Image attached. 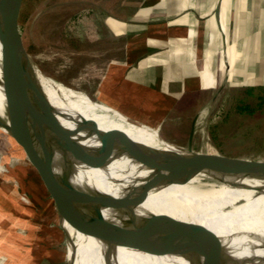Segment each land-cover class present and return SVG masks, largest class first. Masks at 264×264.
Masks as SVG:
<instances>
[{
	"label": "rangeland",
	"instance_id": "obj_1",
	"mask_svg": "<svg viewBox=\"0 0 264 264\" xmlns=\"http://www.w3.org/2000/svg\"><path fill=\"white\" fill-rule=\"evenodd\" d=\"M129 1L22 0L18 28L29 59L38 69H32V74L40 72L93 101L112 106L128 114L131 119L156 127L158 132L153 133V138L159 147L153 149L175 151V146L185 148L191 121L198 113L192 140L193 150L264 159V84L260 85V91L254 84L251 95L245 94L242 89L249 84H242V79L234 74L230 80H226L228 68L217 54L210 67L216 75V82L210 90L184 95L175 106L172 96L151 87L137 86L130 90L134 96L122 99L114 95V82L107 78V70L109 66L114 68L118 64L117 60L123 58L125 45L131 38L119 33L124 24L122 22L131 17L130 13L138 3ZM133 38L134 44L136 41L138 44L143 43L141 37ZM234 70L237 74L241 69ZM253 80L251 78L248 81ZM105 81L110 82L106 88ZM49 104L58 121L72 132L74 139L100 145L90 129L68 123L55 112V105ZM247 104L248 107L239 109ZM5 121L6 115L0 111V122ZM28 158L17 141L4 127H0V245L4 249L1 252L0 248V264H69L71 260L72 264H76L78 244L67 230L74 227L64 220L60 224L53 200ZM68 164L73 171L88 178L85 174L87 165L74 158ZM106 165L110 186L118 197L139 192L141 183L132 182L127 176L116 175L108 161ZM61 172L62 168L55 165L51 167L49 185L58 198L57 178ZM120 179L124 182L118 183ZM250 179L260 185L247 183L241 177H227L223 184L216 185L225 209L240 208L260 188H264V179ZM200 182L204 187L211 184L206 179H200ZM90 193V190H84L86 196ZM94 195L93 200L87 196L91 212L87 210L86 214L96 215L99 221L105 223L113 218L116 225H131L126 219L117 216L97 194ZM191 195H195V192L188 183H171L148 192L142 201L147 203V210L140 211L150 213V209L152 213L171 218L208 224L207 208L192 201ZM82 207L79 203L77 210L69 208L73 222L78 221L81 225L86 221L79 215ZM176 210L178 213L174 214ZM197 212L202 219L195 218ZM80 231L103 246V249L100 248L103 264H117L115 251L121 245L116 241L109 244L93 234V230L81 228Z\"/></svg>",
	"mask_w": 264,
	"mask_h": 264
},
{
	"label": "water",
	"instance_id": "obj_2",
	"mask_svg": "<svg viewBox=\"0 0 264 264\" xmlns=\"http://www.w3.org/2000/svg\"><path fill=\"white\" fill-rule=\"evenodd\" d=\"M21 2L0 0V70L4 85L2 111L6 115V121L0 122V127H4L28 155L32 167L53 200L60 224L64 220L74 228H82L81 223L71 219L69 200L66 197L58 198L52 191L49 185L51 167L54 164L64 165L66 171L71 172L73 168L66 164L64 157L68 153L87 166L99 168L107 163L113 150L120 146L150 172L143 180L139 192L133 195L117 197L95 191L110 207L133 220V230L126 232L123 245L154 253L155 235L163 231L174 242V246L159 253L194 255L193 264H229L228 255L218 239L204 226L163 214L137 216L134 211L150 189L166 184H186L195 178L198 186H202L200 179L208 180L210 185L223 184L227 177L264 179V159L193 150L196 115L190 124L186 147L174 145L175 151L144 146L115 130L100 134L98 150L83 148L73 139L72 132L58 121L41 86L33 77L31 70L38 69L29 59L18 28ZM174 227H177L179 233L170 231ZM64 232L68 240L65 229ZM192 235L195 236L197 246L195 241H189Z\"/></svg>",
	"mask_w": 264,
	"mask_h": 264
},
{
	"label": "bare ground",
	"instance_id": "obj_3",
	"mask_svg": "<svg viewBox=\"0 0 264 264\" xmlns=\"http://www.w3.org/2000/svg\"><path fill=\"white\" fill-rule=\"evenodd\" d=\"M2 77L0 70V111H2L4 95ZM33 77L41 86L43 93L47 96V100L55 105V112L60 117L65 119L68 123L78 124L83 127L86 126L93 132L98 141H100V134L102 132L115 130L125 133L131 139L144 146L150 148L159 147L153 138V133L157 131L156 127L148 126L149 124L143 121L131 119L128 114L116 110L112 106L90 100L86 96L77 93V91L69 89L65 85L45 77L40 72L35 71ZM127 83L129 82L127 81ZM67 115L72 117H68ZM74 140L83 148L91 151L98 150L100 146L91 142ZM168 146L173 147L172 145ZM61 156H63V154ZM64 157L67 161L66 164H68L69 161L71 162L73 158L68 153L64 154ZM108 162L117 173L116 175L127 176L132 182H139L142 184L143 180L150 174L149 170L145 169L142 164L136 161L120 146H117L113 150V154ZM54 165L55 167L62 168V172L58 173L57 178L60 198L66 197L69 200H67L69 202V205H67L73 210H77L79 203L83 205V207L79 209L81 210V213L79 212L81 218L86 219L85 224L81 225L82 228L87 231L93 230V234L109 242V244L116 241L118 245H121V247H117L118 249L115 251L117 264H193L192 260L194 259V255L174 254V257H169L159 253L170 250L171 247L174 246V242L169 240L166 236L167 234L163 231L155 235L154 253L131 250L128 248L130 246L123 245V238L126 232L133 230L134 222L131 217L111 207L117 213V216L131 223V225L125 226L116 225L113 218L111 221L105 223L99 221L96 215L85 213L87 210L91 212V205L88 204L89 199L87 196L90 200L95 198L94 194H97L95 191L117 196L110 186L111 179L108 178L106 164L99 168L88 166L85 169V174L88 178L83 177L84 174H79L73 170L67 172L64 165ZM241 178L247 183L257 184L250 178ZM85 179L91 180L86 181ZM113 180L115 181V179ZM123 182V179H120L118 183ZM187 183L195 192V195H191L190 199L193 198L192 201H197L208 210V224H198L204 226L218 239L219 244L228 255L229 264H264V188H260L259 192L252 196L248 202L240 208L227 210L219 199L220 192L217 190L218 187L216 185L207 187L198 186L196 178ZM167 185L168 184L150 189L148 192L159 190L161 187ZM87 189L92 193L86 196L84 190L86 191ZM256 201L259 202L255 203ZM146 205L147 203L145 202H141L137 205L134 211L137 216L148 214L141 212L147 210L145 208ZM148 211L152 213L150 209H148ZM177 213L178 211L176 210L174 214ZM199 214L200 213L197 212L198 216L195 215L197 220L203 218ZM187 217L189 218V215H187ZM176 228L177 227L173 229L170 228V231L179 233ZM67 230L69 235H71L78 244L76 264H103L101 260V249H103V246H100L97 242L89 238L80 231L79 228ZM189 241H195V245H198L194 235L190 237ZM181 256L183 258H181ZM199 258L200 257H198V260ZM72 263L73 260L69 262V264Z\"/></svg>",
	"mask_w": 264,
	"mask_h": 264
},
{
	"label": "crops",
	"instance_id": "obj_4",
	"mask_svg": "<svg viewBox=\"0 0 264 264\" xmlns=\"http://www.w3.org/2000/svg\"><path fill=\"white\" fill-rule=\"evenodd\" d=\"M122 24L119 33L131 38L107 70L119 99L134 96L137 86L172 96L174 106L184 95L204 93L216 82V54L228 68L226 80L239 76L252 91L264 84V0H140ZM135 36L143 43L134 44Z\"/></svg>",
	"mask_w": 264,
	"mask_h": 264
},
{
	"label": "trees",
	"instance_id": "obj_5",
	"mask_svg": "<svg viewBox=\"0 0 264 264\" xmlns=\"http://www.w3.org/2000/svg\"><path fill=\"white\" fill-rule=\"evenodd\" d=\"M137 2L138 1V3H137V5L134 7V9L131 11V15L130 16H132L133 14H134V12L136 11V9L138 8V6H139V2H140V0H130L129 2ZM109 21H113V22H115L116 24H117V22L116 21H114V20H109ZM125 21V23H129L130 22V17L128 18V19H126V20H124ZM119 24H117V26H118ZM113 29V28H112ZM118 29H119V27H118ZM120 30V29H119ZM118 30V31H119ZM244 89H242V92H244L245 94H248V95H251V91H252V88H249L248 87V89H247V87H243ZM246 107H248V104L247 105H243V106H240L239 107V109L241 110H243L244 108H246Z\"/></svg>",
	"mask_w": 264,
	"mask_h": 264
}]
</instances>
